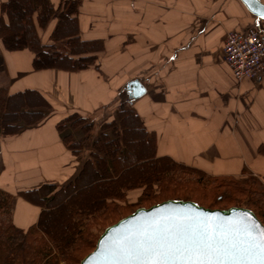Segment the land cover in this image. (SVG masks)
Here are the masks:
<instances>
[{
  "label": "crops",
  "instance_id": "1",
  "mask_svg": "<svg viewBox=\"0 0 264 264\" xmlns=\"http://www.w3.org/2000/svg\"><path fill=\"white\" fill-rule=\"evenodd\" d=\"M7 1L0 0V19L6 20L1 6ZM73 1L76 11L69 14ZM49 2L55 12L43 27L37 11L32 16L38 39L47 52L60 44L56 50L71 64L35 69L32 49L8 50L0 39V89L6 98L22 95L33 110L44 102L51 107L35 125L14 134L0 131V190L14 199L15 227L26 230L37 222L44 207L34 192L48 183L60 185L76 172L79 161L56 126L74 112L94 123L93 138L116 110L131 107L154 137V158L207 176L256 179L264 187V74L235 79L222 51L229 31L256 25L264 33V20L239 0ZM61 12L76 19L77 36L95 48L73 53L66 47L68 37L53 41ZM91 57L83 68H72ZM132 80L145 92L128 99L125 87ZM26 93L35 96L25 99ZM141 193L131 189L126 200Z\"/></svg>",
  "mask_w": 264,
  "mask_h": 264
},
{
  "label": "trees",
  "instance_id": "2",
  "mask_svg": "<svg viewBox=\"0 0 264 264\" xmlns=\"http://www.w3.org/2000/svg\"><path fill=\"white\" fill-rule=\"evenodd\" d=\"M76 3L68 5L69 14L76 11ZM36 11L42 27L55 12L49 0H8L2 4L1 12L6 20L0 19V39L4 47L8 50L32 49L35 69L62 61L71 64L56 50L60 44H53L51 52L45 51L46 47L40 44L32 18ZM59 15V23L51 35L53 41L68 37L66 47L73 53L95 48L77 36L75 18L64 12ZM83 61H92V57L78 59L72 68H83ZM30 96L35 95L26 93L24 97ZM22 98L16 95L7 99L5 90L0 89V131L3 135L35 125L49 114L51 107L47 102L39 110H33V105L29 101L22 103ZM56 126L64 144L79 161L77 170L62 184L48 183L34 192L42 199L44 209L37 222L26 230L8 221L7 214L11 212L14 199L0 190V241L4 240L8 247L0 254V264H59L60 260L79 264L95 247L105 227L138 207L167 199L192 200L208 208L244 206L264 224V187L259 181L207 176L168 158H154V137L141 127L131 107L116 110L113 119L102 122L93 138L94 123L76 112L61 119ZM133 145L139 149L134 151ZM181 171L207 178H181ZM188 184L195 185L196 189L187 188ZM134 188H141L142 193L135 201L128 202L127 192ZM101 222L104 223L100 233L95 236L91 228Z\"/></svg>",
  "mask_w": 264,
  "mask_h": 264
},
{
  "label": "water",
  "instance_id": "3",
  "mask_svg": "<svg viewBox=\"0 0 264 264\" xmlns=\"http://www.w3.org/2000/svg\"><path fill=\"white\" fill-rule=\"evenodd\" d=\"M239 1L257 20H264L263 1ZM125 89L128 99H135L145 92L138 80L130 81ZM206 219H210L213 226L223 225L229 238L238 245L239 251L232 258H225L224 264H259L256 250L251 254L245 251L259 243L260 234L264 232V224L252 210L244 206L208 208L184 199H167L148 207H138L108 225L97 238L95 247L79 264H140L127 253L130 243L139 241L142 234L164 229L176 231ZM175 264H183V260Z\"/></svg>",
  "mask_w": 264,
  "mask_h": 264
},
{
  "label": "snow or ice",
  "instance_id": "4",
  "mask_svg": "<svg viewBox=\"0 0 264 264\" xmlns=\"http://www.w3.org/2000/svg\"><path fill=\"white\" fill-rule=\"evenodd\" d=\"M249 235H251L249 233ZM257 251L259 264H264V232L260 242L245 251ZM239 251L223 225L213 226L210 219L176 231L168 229L144 233L139 241L131 242L128 256L140 264H224Z\"/></svg>",
  "mask_w": 264,
  "mask_h": 264
},
{
  "label": "built area",
  "instance_id": "5",
  "mask_svg": "<svg viewBox=\"0 0 264 264\" xmlns=\"http://www.w3.org/2000/svg\"><path fill=\"white\" fill-rule=\"evenodd\" d=\"M222 51L235 79H258L264 74V33L258 27L229 31Z\"/></svg>",
  "mask_w": 264,
  "mask_h": 264
},
{
  "label": "rangeland",
  "instance_id": "6",
  "mask_svg": "<svg viewBox=\"0 0 264 264\" xmlns=\"http://www.w3.org/2000/svg\"><path fill=\"white\" fill-rule=\"evenodd\" d=\"M134 147H133V149H134V151H137V149H139L138 147H136L135 145H133ZM181 176H179V177H181V178H185V179H187V177H191V178H198V177H201L203 180L204 179H206L207 178V176H203V175H198L197 173H190V172H188V171H181L180 173H179ZM194 188V189H196V186L195 185H189L188 184V186H187V188ZM200 190V189H199ZM68 195L66 194V197H67ZM65 197V195H63V198ZM7 218H8V221L9 222H11V218H10V214H7ZM6 219V218H5ZM56 221V220H55ZM104 222H101V225H99V226H97V225H94V227L93 228H91V231L93 232L92 234H94L95 236L98 234V233H100V232H102V230L99 232V229H100V226L102 227V224H103ZM102 229V228H101ZM1 243H0V254H1V252L3 251V252H6V250L8 249V247H7V244L5 243V241L4 240H2V241H0ZM87 250V248L83 251V252H85ZM0 258H1V256H0ZM59 264H67L65 261H62V260H60L59 261Z\"/></svg>",
  "mask_w": 264,
  "mask_h": 264
}]
</instances>
